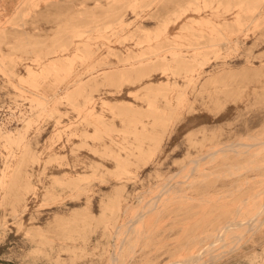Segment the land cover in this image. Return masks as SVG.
<instances>
[{
  "label": "rangeland",
  "instance_id": "374dc122",
  "mask_svg": "<svg viewBox=\"0 0 264 264\" xmlns=\"http://www.w3.org/2000/svg\"><path fill=\"white\" fill-rule=\"evenodd\" d=\"M263 134L264 0H0V264H107L134 218L117 264H264L263 215L216 239L264 164L202 159L207 205L199 173L176 176Z\"/></svg>",
  "mask_w": 264,
  "mask_h": 264
},
{
  "label": "bare ground",
  "instance_id": "6f19581e",
  "mask_svg": "<svg viewBox=\"0 0 264 264\" xmlns=\"http://www.w3.org/2000/svg\"><path fill=\"white\" fill-rule=\"evenodd\" d=\"M24 1V0H20ZM215 146H222V147H215ZM227 153H233L235 157L246 155L248 156V162L245 165V167L250 168V170H258L259 172L263 170L262 165L264 164V134L262 137H248V139H238L233 142L229 143H222L221 145H214L211 147H208L202 156H198L195 159H192L187 165L188 169L184 172L181 171L176 176L181 175V179H189L188 173H190L192 170L199 173V177H201V182L206 181V185L204 186L205 190L203 192L194 191L196 192L197 196H200L199 198H196V200L199 201V205L208 204L207 200H210L209 198V188H212L214 185V181L211 180V175L213 174L210 171H207L206 167H202L201 160L206 158L208 159L207 163H212L217 158L223 157L224 154ZM261 175V176H260ZM259 178H263L260 181L256 182V184L250 188V193L246 194L249 197H246L242 199L238 205V209L234 214H230L228 219V223L220 229L221 233L216 237V239L219 240H227L230 235L236 232H240L243 227H251L258 222V224L254 227V231L260 226L259 225V219L261 215L264 216V188L257 187V184L264 182V174L259 173ZM174 177V176H173ZM244 181L247 183L249 182L247 178L244 179ZM169 181H166L164 183H167ZM179 182V180H178ZM191 182V181H187ZM230 189L235 188L234 186H230ZM236 192L239 193V190L236 189ZM176 193H178L176 191ZM246 195H243L242 197H245ZM179 197L189 199L188 197H184V195H180ZM158 195L155 197H150L149 199H145L143 203L141 204V207L144 210H154L156 208ZM192 199V198H190ZM252 209V210H251ZM201 215H208L209 213L206 211H200ZM196 214V213H194ZM139 220L137 218L131 219V221L124 223L120 225L117 229L116 236L118 238L117 247L115 248L114 254L111 255L108 259L107 264H117L118 258L121 255V253L129 250L128 254L126 255L128 258L133 255V244L134 241H131L129 234L133 232H138L140 224L138 222ZM131 223H133L131 225ZM208 225L207 216L204 218V216H201L197 220L194 221V224H191L189 228H185L183 226V231L186 232L188 229V233L184 240L186 241V245H190L189 248L193 244H197L204 239L207 240L209 237V234H204L200 238L197 237L200 234L204 233L205 227ZM202 230V231H201ZM216 247L211 249V252L214 251ZM210 255V252L208 250L203 251L202 253L194 256H190L187 259H184L183 252L179 253L176 256V260L173 262V264H211L210 258L208 256Z\"/></svg>",
  "mask_w": 264,
  "mask_h": 264
},
{
  "label": "crops",
  "instance_id": "0c3cea01",
  "mask_svg": "<svg viewBox=\"0 0 264 264\" xmlns=\"http://www.w3.org/2000/svg\"><path fill=\"white\" fill-rule=\"evenodd\" d=\"M2 5V4H1Z\"/></svg>",
  "mask_w": 264,
  "mask_h": 264
}]
</instances>
